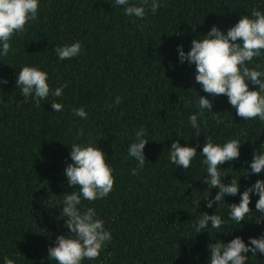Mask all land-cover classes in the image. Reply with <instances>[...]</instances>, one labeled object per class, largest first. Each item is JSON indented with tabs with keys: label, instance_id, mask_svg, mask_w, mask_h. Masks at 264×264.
<instances>
[{
	"label": "trees",
	"instance_id": "obj_1",
	"mask_svg": "<svg viewBox=\"0 0 264 264\" xmlns=\"http://www.w3.org/2000/svg\"><path fill=\"white\" fill-rule=\"evenodd\" d=\"M150 3L137 19L125 16L114 0H39L37 18L10 38L9 54L0 57V79L7 80L0 85V264L5 256L15 264H56L48 260L47 247L67 231L56 217L61 196L76 188L67 186L63 173L73 142L97 144L115 177L108 196L83 201L95 208L112 240L82 264H207L210 239L241 236L247 242L264 232V225L231 221L220 230L230 235L193 232L197 214L213 211L202 200L203 158L183 170L171 164L167 149L175 139L182 146H202L205 137L215 143L238 139L234 170L227 163L221 167L239 179L253 149L264 143V123L237 117L223 95L215 97L213 113L198 117V131L190 127L197 95L206 94L193 84L194 66L179 64L176 53L178 44L187 51L190 40L213 24L223 30L253 8L264 12V0H161L155 14ZM77 40L80 55L58 60L53 49ZM24 65L46 71L52 88L66 85L62 96H50L39 107L31 98L25 102L15 88V73ZM247 66L264 70V55ZM52 100L62 103L61 112H53ZM81 107L86 119L74 114ZM141 127L149 140L146 163L133 175L136 162L127 147ZM257 178H242V190ZM257 198L249 205L253 211ZM225 202H238V196ZM217 213L227 218L223 202Z\"/></svg>",
	"mask_w": 264,
	"mask_h": 264
},
{
	"label": "clouds",
	"instance_id": "obj_2",
	"mask_svg": "<svg viewBox=\"0 0 264 264\" xmlns=\"http://www.w3.org/2000/svg\"><path fill=\"white\" fill-rule=\"evenodd\" d=\"M148 0H141L137 5L133 0H114L116 6L122 8L127 17L143 19ZM39 0H0V57L9 54L10 38L24 31L26 23L37 18ZM161 7V0H151L150 10L153 14ZM58 60L72 59L81 53L80 41L57 46L53 49ZM177 62L181 65L194 66L193 84H199L206 95H197V111L190 115L188 124L194 130H199L198 117L205 112L213 113L215 97L223 95L228 105L234 109L237 117L244 121L258 120L264 123V70L248 67L254 57L264 55V12L253 8L248 15H241L239 20L221 29L213 24L203 36L196 35L190 40L187 51L183 44L176 46ZM48 73L34 65H24L15 73V88L25 102L31 98L39 107L40 101L47 98H59L66 85L50 87ZM7 80L0 79V85ZM115 102H120L116 97ZM50 107L53 112H61L62 103L52 100ZM74 114L86 119L84 108L74 109ZM135 139L128 145L127 154L136 162L131 170L135 175L143 169L146 163L145 145L146 132L143 127L134 133ZM171 139V138H170ZM182 146L180 139H175L168 149V159L173 166L188 170L192 160L202 157L205 174L200 181L206 185V193L202 199L206 209L212 213L199 212L190 225L193 232L201 234L211 230L230 235L231 232H221V228L229 221L236 225L242 222H254L256 226L264 225V143L258 149H253L251 160L243 169L239 179L225 175L227 169L234 170V161L240 157L241 142L232 138L215 143L205 137L203 145ZM70 151L63 173L69 188L76 186L74 191L61 196L57 220H63L62 227L66 232L57 235L47 247L49 261L56 264H82L84 260H94L102 249L112 240L109 229L104 221L97 216L94 207H87L83 201L100 200L112 191L114 179L112 166L107 162V155L97 147V144H69ZM197 148H200L197 153ZM70 159V163L67 160ZM228 164L227 169L221 167ZM237 171V170H236ZM257 176L252 183L243 187L242 178ZM231 177L225 182L226 177ZM215 189V195L212 190ZM238 202L226 203L227 197H237ZM252 197H258L254 203V211L249 208ZM201 200L194 201L197 209ZM221 202L226 206L227 218L217 213ZM56 205V206H57ZM215 206V207H214ZM249 217L251 218L249 220ZM208 253L207 264H247L250 259L256 264H264V232L257 236H249L247 242L241 236H233L225 241L211 240L206 245ZM258 257V259H257ZM2 264H15L13 259L5 256Z\"/></svg>",
	"mask_w": 264,
	"mask_h": 264
}]
</instances>
